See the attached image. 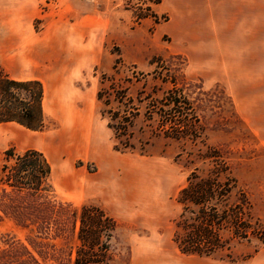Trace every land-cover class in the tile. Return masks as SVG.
Masks as SVG:
<instances>
[{
  "label": "rangeland",
  "instance_id": "374dc122",
  "mask_svg": "<svg viewBox=\"0 0 264 264\" xmlns=\"http://www.w3.org/2000/svg\"><path fill=\"white\" fill-rule=\"evenodd\" d=\"M139 3L0 0V69L47 86L43 128L0 125V153L41 152L55 201L105 209L118 224L117 248L126 259L115 264H264V244L254 237L207 258L181 254L172 241L178 193L194 169L209 174L212 163L204 158L210 150L246 193L252 223L264 230V0L147 2L157 19L137 20ZM155 58L192 86L187 92L205 127L202 142L155 136L138 117L132 149L122 150L97 92L103 77L117 71L130 97L142 83L150 93L151 76L141 83L133 76L151 74ZM24 236L9 220L0 221V249Z\"/></svg>",
  "mask_w": 264,
  "mask_h": 264
},
{
  "label": "trees",
  "instance_id": "16d2710c",
  "mask_svg": "<svg viewBox=\"0 0 264 264\" xmlns=\"http://www.w3.org/2000/svg\"><path fill=\"white\" fill-rule=\"evenodd\" d=\"M147 2L156 6L161 0H140L134 11L137 20L157 19ZM152 64L156 66L151 74L133 78L141 83L151 76L155 86L148 93L142 83L135 98L128 95L124 80L115 77L117 71L103 77L97 100L105 108L107 128L122 150L132 149L131 130L138 117L155 136L202 142L205 127L187 92L192 86L166 60L155 58ZM43 98L40 81L15 80L0 69V125L41 130ZM204 159L211 160L209 174L201 177L194 169L177 196L181 211L172 241L178 251L207 258L229 252L233 242L250 237L264 244V230L252 223L247 195L219 153L210 150ZM50 175L49 162L37 150L17 153L9 148L0 153V221L7 219L25 232L23 241L6 243L0 249V264H115L126 260L117 248L116 220L95 204L74 206L55 201Z\"/></svg>",
  "mask_w": 264,
  "mask_h": 264
},
{
  "label": "bare ground",
  "instance_id": "6f19581e",
  "mask_svg": "<svg viewBox=\"0 0 264 264\" xmlns=\"http://www.w3.org/2000/svg\"><path fill=\"white\" fill-rule=\"evenodd\" d=\"M215 43H216V42H215ZM213 44H214V43H213ZM216 44H217V43H216ZM219 44H220V43H219ZM205 47H206V46H205ZM215 47H216V46H215ZM202 48H203V47H202ZM216 48H217V47H216ZM235 49H236V48H235ZM217 50H219V49H217ZM220 50H221V49H220ZM194 51H195V50H194ZM196 51H197V50H196ZM210 51H211V50H209V53H210ZM236 51H237V50H235V52H236ZM198 52H200V51H198ZM217 52H219V51H217ZM203 53H204V52H203ZM211 53H212V51H211ZM213 53H215V52H213ZM199 54H200V53H199ZM216 54H217V53H216ZM225 54H226V53H225ZM225 54H224V55H225ZM202 55H203V54H202ZM210 55H212V54H210ZM222 55H223V54H222ZM226 55H227V54H226ZM205 56H206V55H205ZM237 56H238V53H237ZM217 57H218V55H217ZM225 57H226V56H225ZM238 57H239V56H238ZM238 57H237V58H238ZM244 57H245V56H244ZM207 58H208V57H207ZM212 58H213V57H212ZM196 59H197V58H196ZM208 59H209V58H208ZM242 59H243V58H242ZM198 60H199V58H198ZM213 60H214V58H213ZM217 60H219V59H217ZM217 60H216V63H217ZM239 60H240V58H239ZM243 60H244V59H243ZM203 61H205V60H203ZM244 61H245V60H244ZM213 62H214V61H213ZM238 62H239V61H238ZM220 63H221V61H220ZM233 63H234V62H233ZM233 63H232V64H233ZM235 63H237V62H235ZM243 63H244V62H243ZM246 64H247V63H246ZM238 65H239V64H238ZM211 66H212V65H211ZM230 66H231V65H230ZM232 66H233V65H232ZM217 67H219V66H217ZM226 69H227V68H226ZM237 69H239L238 66H237ZM240 69H241V68H240ZM244 69H245V68H244ZM242 70H243V69H242ZM245 70H246V69H245ZM245 70H244V71H245ZM200 71H201V70H200ZM236 71H237V70H236ZM247 71H248V70H247ZM247 71H246V72H247ZM213 72H214V71H213ZM227 72H228V71H227ZM230 72H232V71L230 70ZM233 72H234V71H233ZM233 72H232V73H233ZM242 72H243V71H242ZM199 73H200V72H199ZM203 73H204V72H203ZM208 73L210 74L211 72H208ZM244 73H245V72H244ZM205 74H207V73H205ZM229 74H230V73H229ZM233 74H234V73H233ZM248 74H250V73H248ZM222 75H223V73H222ZM236 75H237V74H236ZM244 75H246V74H244ZM224 76H225V75H224ZM224 76H223V77H224ZM241 76H242V75H241ZM241 76H240V77H241ZM227 77H228V76H227ZM230 77H231V76H230ZM237 77H238V75H237ZM240 77H239V78H240ZM207 78H208V76H207ZM223 79H225V78H223ZM242 79H243V77H242ZM234 80H235V79H234ZM222 81H223V80H222ZM224 81H225V80H224ZM227 81H228V80L226 79V82H227ZM46 94H47V86L44 85V95H46ZM43 107H45V98H44V100H43ZM84 124H85V123H84ZM86 125H87V124H86ZM71 127H72V124H71ZM81 127H82V126H81ZM81 127H80V128H81ZM67 128H68V125H67ZM76 128H77V127H76ZM84 129H85V128H84ZM75 130H76V129H75ZM82 130H83V129H82ZM86 133H87V132H86ZM91 133H92V132H91ZM64 134H65V131H64ZM87 134H88V133H87ZM92 134H93V133H92ZM87 138L89 139V137H87ZM91 138H92V137H91ZM72 139H73V138H72ZM74 139H75V138H74ZM91 140H92V139H91ZM86 141H87V140H86ZM80 142H81V141H80ZM88 143H89V142H88ZM88 143H87V145H88ZM90 144H91V143H90ZM91 145H92V144H91ZM91 145H89L90 148H91ZM89 146H88V148H89ZM92 146H94V145H92ZM98 146H99V145H98ZM86 147H87V146H86ZM93 148H94V147H93ZM85 151H86V149H85ZM85 151H84V152H85ZM87 151H88V149H87ZM89 151H90V152H89V154H90V153L92 152V150H89ZM93 151H94V150H93ZM97 151H98V150H97ZM84 152H83V153H84ZM83 153H82V154H83ZM77 154H78V153H77ZM84 155H85V154H84ZM94 155H95V154H94ZM86 156H87V155H86ZM88 156H89V155H88ZM90 157H91V156H90ZM51 167H52V171H53V170H54V169H53V166L51 165ZM53 173H54V172H53ZM69 173H70V172H69ZM80 175H81V174H80ZM69 178H71V177H69ZM66 181H67V180H66ZM72 181H73V179H72ZM56 186H57V184H56ZM68 186H69V184H68ZM93 186H94V185H93ZM69 187H70V186H69ZM72 187H73V186H72ZM84 187H85V186H84ZM82 188H83V187H82Z\"/></svg>",
  "mask_w": 264,
  "mask_h": 264
}]
</instances>
